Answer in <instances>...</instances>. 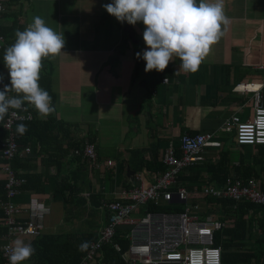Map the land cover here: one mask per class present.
Segmentation results:
<instances>
[{
	"label": "crops",
	"instance_id": "1",
	"mask_svg": "<svg viewBox=\"0 0 264 264\" xmlns=\"http://www.w3.org/2000/svg\"><path fill=\"white\" fill-rule=\"evenodd\" d=\"M111 2L25 0L18 16L27 26L39 15L65 37L63 52L45 59L41 70L42 80L50 81L54 111L41 117L31 106L39 124L20 134L30 140V152L18 156L27 160L20 173L38 176L39 195L51 208L44 219L47 234L92 232L98 236L108 219L105 204L120 200L136 185L138 173L143 174L144 183L155 181L169 143L178 149L183 134L212 132L218 135L221 149L206 150L194 168L184 170L199 173L195 183L185 185L189 199L195 201L198 187L208 179L203 165L218 158L227 143L235 149L233 129L222 132L219 128L223 121L232 115L241 122L251 118L252 94L235 92L233 87L264 84V0H224L229 23L222 26L223 36L195 72L179 68L181 61L174 58L163 72L147 73L146 62L135 55L146 48L145 26L142 22L129 24L133 29L130 37L124 30L128 23L119 22L102 7ZM0 23L10 24L11 19H0ZM0 75H8L6 67ZM87 141L94 144L100 169L83 155H75L76 149L71 150ZM234 164H238L236 159ZM257 171L258 177H249L264 187V170L257 167ZM66 181L70 188L59 192ZM29 197V191H22L16 201L25 207ZM219 208L209 202L205 214L213 215L216 209L224 219L225 210ZM252 213L245 222L249 239L236 251L249 255V264L258 258L264 261V211ZM228 221L226 227L234 223ZM32 238L35 236L19 239L27 243ZM227 240L224 236L223 241Z\"/></svg>",
	"mask_w": 264,
	"mask_h": 264
},
{
	"label": "built area",
	"instance_id": "2",
	"mask_svg": "<svg viewBox=\"0 0 264 264\" xmlns=\"http://www.w3.org/2000/svg\"><path fill=\"white\" fill-rule=\"evenodd\" d=\"M4 1L0 0V14L5 10ZM162 81L166 83L167 79ZM9 84V76L4 77L0 90ZM263 88V83H240L233 87L235 92L252 94L251 118L241 122L237 116L232 115L221 125L222 132L233 129L234 143L238 146H264ZM8 95L15 96V92H9ZM34 116L32 107L25 104L22 110L9 109L3 122L5 136L0 157L6 163L3 172L7 180L5 198L0 200V209L5 214L3 224L7 227V232L4 238L6 242L0 249L4 264H9L12 241L42 234L45 228L44 219L51 212L49 205L33 195L25 207L12 201L20 193L25 181L17 176L12 163L22 152H30L29 146L20 151L15 126L32 121ZM221 146L218 135L212 132L183 134L178 149L169 143L162 155L163 172L155 181L144 183L143 174L138 173L136 179L139 182L136 185L124 192L120 200L105 204L107 222L80 264H93L101 246L112 241L120 226L129 227L124 235L129 241L128 264H222V247L214 244V233L223 229L229 221L211 214L202 217L199 204L189 202L191 194L178 182L179 175L197 161H201L207 149H221ZM74 153L83 155L92 167L100 169L92 142L87 141ZM107 165L110 166L111 162ZM199 192L203 196L264 204V189L255 177L245 180L228 177L222 186L204 184ZM167 206H171V209H162ZM178 207H182V210H176ZM136 213L139 215H134ZM114 246L120 251L117 243Z\"/></svg>",
	"mask_w": 264,
	"mask_h": 264
},
{
	"label": "clouds",
	"instance_id": "3",
	"mask_svg": "<svg viewBox=\"0 0 264 264\" xmlns=\"http://www.w3.org/2000/svg\"><path fill=\"white\" fill-rule=\"evenodd\" d=\"M102 7L121 23L133 26L143 23L146 48L135 55L146 62V73L163 72L174 58L181 61L179 68L195 72L211 46L223 36L222 26L229 23L224 0H112ZM64 46V33L48 26L39 15L34 16L24 30H16L15 42L5 49L3 56L10 84L0 90V120L9 109L22 110L25 103L41 117L54 111L51 95L40 86V73L43 61L60 55ZM2 81L0 75V83ZM9 92L16 95L9 97ZM16 131L23 135L27 125L18 124ZM35 251L31 242L15 239L9 264H22Z\"/></svg>",
	"mask_w": 264,
	"mask_h": 264
},
{
	"label": "trees",
	"instance_id": "4",
	"mask_svg": "<svg viewBox=\"0 0 264 264\" xmlns=\"http://www.w3.org/2000/svg\"><path fill=\"white\" fill-rule=\"evenodd\" d=\"M25 0H5L4 8L5 10L0 14V19H11L10 24L0 23V70L5 68L3 63L4 51L7 47L15 42V32L16 30H24L26 25L18 16L20 15L23 2ZM3 76L4 77H7ZM49 80H42V75L40 73L39 83H44V89L51 95V87L49 85ZM16 95V94H15ZM28 106H31L25 103ZM8 114L3 120H0V154H1V144L5 136V130L3 128V122L6 120ZM20 124V123H18ZM17 124V125H18ZM27 127H36L39 122L33 119L29 122H23ZM17 125L15 126L17 129ZM16 138L20 144V150L24 147L30 146L29 138L22 139L20 134L16 131ZM90 140V139H89ZM91 141V140H90ZM84 143V142H83ZM82 144H77L72 147L71 150L78 149ZM22 146V147H21ZM255 150L256 153L252 152ZM74 152V151H73ZM179 155L178 150L176 151ZM237 160L238 164H234V160ZM6 163L0 157V171L2 176H0V200L5 198V183L6 176L3 172V167ZM27 165V160L22 157H16L12 163V167L17 171V176L24 178V183L21 186V191H29L30 196H36L40 200L42 197L39 195V189L36 185L35 180L38 176L36 175H22L20 170ZM208 173L207 182L213 183L219 186L225 184L228 175H234L240 178H247L251 175L258 177L257 167L264 170V146H238L235 144V149H230V146L225 147L218 153V158L208 162V164L203 165ZM194 166L187 168L192 169ZM164 166L162 162L159 164L160 174L163 172ZM186 170V169H185ZM191 174V175H190ZM199 173H184V171L179 175L178 182L188 186V183H195L197 181V176ZM206 182V181H204ZM66 183L59 189V192H63L65 189L70 188L71 184ZM67 184V185H66ZM66 185V186H65ZM203 185V184H202ZM202 185L198 187L201 189ZM65 186V187H64ZM264 189V187H262ZM30 198V197H29ZM17 196L12 198V201H16ZM202 205H200V215L205 216L206 211L204 207L210 202L216 206L222 207L225 211V217L233 219L234 223L228 227H224L221 230H217L214 233L215 245H221L222 247V264H249V255L241 256L237 251V247L244 245V242L249 239V224L246 226L245 222L250 221V214L252 212L264 211V204H256L248 201L236 202L232 199L217 198L213 196H203ZM43 201V200H42ZM29 202V199H28ZM235 205V207H233ZM202 206V208H201ZM161 209V208H160ZM164 210L171 209V206L162 208ZM176 210H182V207H178ZM203 210V211H202ZM249 213V215H248ZM4 212L0 209V246L6 242L5 235L7 232V227L3 224ZM224 217V218H225ZM129 227L120 226L117 229V233L114 235L113 239L109 243H104L99 251V254L94 258L97 262L96 264H128V239L123 235L125 230ZM224 236H228L227 241H223ZM97 234L92 232L85 233H69L65 236L62 234H47L42 232V234L31 239V244L35 248V254L28 260L22 262V264H80L83 257L87 254L88 249L93 241L97 239ZM117 243L120 246V251H117L114 244ZM83 245V247H81ZM0 264H4V259L2 257L0 249ZM255 264H264L263 259L258 258Z\"/></svg>",
	"mask_w": 264,
	"mask_h": 264
},
{
	"label": "rangeland",
	"instance_id": "5",
	"mask_svg": "<svg viewBox=\"0 0 264 264\" xmlns=\"http://www.w3.org/2000/svg\"><path fill=\"white\" fill-rule=\"evenodd\" d=\"M232 117V116H231ZM228 119H230V118H227V120ZM224 122V121H223ZM223 124V123H222ZM222 126H220L219 128H221ZM208 150V149H207ZM217 150V149H216ZM197 163V162H196ZM196 163H194V164H196ZM193 164V165H194ZM264 176V175H263ZM204 184H211V185H215V186H219V185H216V184H213V183H209V182H205ZM203 184V185H204ZM183 186L185 187V185L183 184ZM186 188V187H185ZM187 189V188H186ZM200 190V189H199ZM197 193H198V195L196 194V196L194 197V198H197V199H195V201H191V200H193V198L192 199H189V202L190 203H196V204H201L202 205V203L201 202H203V194H201L200 192H198L197 191ZM200 200H201V202H200ZM256 204H258V203H256ZM182 204H179V206H181ZM200 206V205H199ZM217 207H219V206H217ZM202 208V207H201ZM223 208L222 207H220L219 208V210L221 211ZM201 211V210H200ZM214 213H213V216L214 217H216V216H220L221 215V213H219L216 209H214ZM206 215V214H205ZM203 217V216H202ZM224 220H231V219H227V218H224Z\"/></svg>",
	"mask_w": 264,
	"mask_h": 264
},
{
	"label": "water",
	"instance_id": "6",
	"mask_svg": "<svg viewBox=\"0 0 264 264\" xmlns=\"http://www.w3.org/2000/svg\"><path fill=\"white\" fill-rule=\"evenodd\" d=\"M124 30L128 32L130 37L133 36V29L131 28L129 24L124 27Z\"/></svg>",
	"mask_w": 264,
	"mask_h": 264
}]
</instances>
